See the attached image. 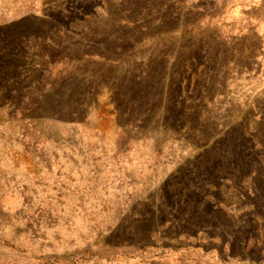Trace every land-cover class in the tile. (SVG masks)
<instances>
[{
	"label": "rangeland",
	"instance_id": "374dc122",
	"mask_svg": "<svg viewBox=\"0 0 264 264\" xmlns=\"http://www.w3.org/2000/svg\"><path fill=\"white\" fill-rule=\"evenodd\" d=\"M0 264H264V0H0Z\"/></svg>",
	"mask_w": 264,
	"mask_h": 264
}]
</instances>
